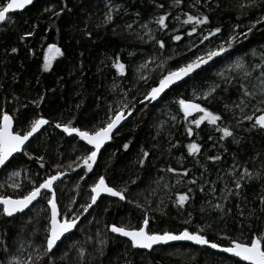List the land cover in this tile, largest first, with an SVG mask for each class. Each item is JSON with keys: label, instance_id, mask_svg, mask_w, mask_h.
I'll use <instances>...</instances> for the list:
<instances>
[{"label": "trees", "instance_id": "16d2710c", "mask_svg": "<svg viewBox=\"0 0 264 264\" xmlns=\"http://www.w3.org/2000/svg\"><path fill=\"white\" fill-rule=\"evenodd\" d=\"M250 3L251 0H182L180 5H176L174 0H34L25 12L12 15L9 22L0 28V113L7 111L18 117L19 127H25V117L34 118L35 115H43L51 123L42 131L44 134L38 135L27 147L33 156H44L45 167L40 168L36 160L20 154L0 172V194L15 197L27 192L33 181H40L46 173L54 172L56 164L68 171L67 165L83 153V142L57 130L54 127L56 122H66L75 117L77 126L91 127L106 119L109 105L117 107L124 92H128L129 100L133 97L142 99L149 84H154L164 71L155 64L147 65L144 75L150 79L145 84L137 74L142 60L152 59L153 55L165 64V68L174 67L197 51L195 48L188 50L193 41L202 52L226 40L237 24L240 25L238 31H246L252 22L264 16V0H256L251 7H240ZM160 4L164 7H158ZM65 5L67 8L55 16L54 12ZM110 8L113 20L108 22L105 17ZM185 14L207 15L209 23L201 26L196 36L190 38L186 31L191 26L181 24L186 19ZM160 15H167V29H160L154 22L151 36L140 30L142 25L150 24ZM128 24L132 25L131 29ZM215 27H221L222 32L199 44L200 32L207 34ZM27 32L34 34L25 37ZM173 35H181L182 39L174 41ZM158 40L165 42L164 49L159 48ZM53 43L64 55L58 56L51 68L45 71L43 53ZM12 48L17 51L13 53ZM254 49L264 51V27L257 26L247 40L237 44L229 54L206 67L194 79L169 91L161 102L147 107L138 105V110L103 150L94 172L87 174L85 180H79L84 175L81 169L63 178L57 191L61 209L71 202L73 210L78 211L81 204L89 203L90 185L99 175H105L111 186L127 185L129 199L138 202L140 207L114 197L103 198L81 217L78 229L54 250L55 264H79L77 249L81 246L87 250L86 264H240L237 259L189 244L141 251L133 248L129 241L107 231L105 226L117 223L137 227L142 225L144 218H148L152 232L178 233L185 227L190 231L204 227L211 239H218L223 233L239 236L241 222L245 228L252 224L254 230H264V213L261 212L264 206L258 199L264 179L242 181L245 185L242 195L228 196L225 200L226 184L236 191L233 177L229 174L234 159L252 171L264 172L261 167L264 130L252 129L250 122L237 124L236 114L240 113V108L236 105L244 98L237 82L222 83L210 100L198 102L222 115L223 123L234 130L239 143L232 138L219 141L221 134L207 124L196 130L193 126L196 133L193 137H188L185 132L186 121L181 124L167 122L158 128L165 119L161 110L163 105L179 111L176 99L190 98L193 86L207 90L219 84L214 75L217 66L229 56L246 55ZM116 57L126 66L124 76L112 66ZM39 97H43V102L36 107L32 101ZM252 106L253 102L244 109L249 112ZM209 135L212 140L208 139ZM193 139L202 144L201 153L195 158L188 155L186 148ZM125 143L129 144L127 150L123 147ZM173 144L177 146L172 147ZM143 151H147L149 156L140 166L138 160ZM212 155L222 158L216 162L206 159ZM168 168L176 171L168 172ZM185 170H188L187 176L183 175ZM10 171L23 173L21 189L15 192L4 182ZM193 179L196 184L190 183ZM133 180L136 183H131ZM213 187L215 192L211 191ZM184 194L190 199L180 207L178 197ZM218 203L231 208V214L221 219L223 214L212 208ZM237 204L243 208L244 217L238 215ZM250 210L254 215H249ZM47 215L46 202L43 201L15 218L0 214V240L11 246L6 255L0 256V261L7 264L18 255L15 252L19 237L24 241L35 240L34 247L42 244ZM187 220L191 223H185ZM208 224L212 227L207 228ZM100 240H106V245L100 244ZM75 241L76 247L70 248ZM219 242L227 244L226 240ZM65 252L67 257L61 259Z\"/></svg>", "mask_w": 264, "mask_h": 264}, {"label": "snow or ice", "instance_id": "6c2138e0", "mask_svg": "<svg viewBox=\"0 0 264 264\" xmlns=\"http://www.w3.org/2000/svg\"><path fill=\"white\" fill-rule=\"evenodd\" d=\"M34 0H0V24H7L11 19L10 14L17 13L18 11L25 10L28 6L33 5ZM176 5H180L182 0H174ZM256 0H251L250 4H241V8L254 6ZM158 7L163 8L164 5L160 4ZM64 8L60 11L54 12L55 16H59ZM46 11H51V9H45ZM112 9H109V14H106V21L111 22L113 16L111 15ZM139 16V13L136 14ZM186 19H184L182 25H190V29L186 31L188 37H194L201 29V26L207 25L209 23V17L207 15H189L185 14ZM167 15H160L155 19V23L160 29H167L168 25L166 23ZM179 19V17H177ZM257 26L264 27V16L256 19L254 22L247 27L246 31H238L240 25L237 24L233 27L232 32L229 33L226 40L214 47H207L202 52L199 49V45L193 41L188 50L192 51L195 48L197 51L193 53V56L186 59L183 63L177 64L174 67L165 68V64L161 63L158 65L162 71L161 75L157 78L154 84H149L148 90L143 94L142 99H137L133 97L131 100L127 99L128 92L123 93V99L119 101L118 106L113 108L111 105L108 107V112L106 113V119H104L99 124H95L91 127L86 125L77 126L75 122V117L69 119L66 122H56L54 127L61 130L63 134L69 137L78 138L79 141L83 142V153L67 165L68 171H65L60 164L55 165V171L52 173H46L44 178L40 181H33L30 190L27 192H22L15 197L7 194H0V214L5 217H14L18 213H24L26 209L30 206H34V202H46V210L48 215L46 216L47 225L45 227V238L42 244L35 246L33 253H29L26 258L21 260L19 257H12L7 261V264H55V251L58 249L59 243L63 239H67L68 235L77 230L80 223L81 217L88 213L93 206L97 205L98 200L102 195H107L108 197L118 198L119 201H126L128 203H136L137 207H140L139 203L129 199V189L127 185L124 187L111 186L110 182L106 179L105 175H99L90 185L89 203L81 204V212L76 213L72 208H68L67 211L61 209L58 201L57 191L59 189V184L63 183V178L69 176L70 172H74L76 169H81L84 175L79 177V180H85L87 174L94 172V166L98 162L99 154L104 148L105 144L113 139L114 134L117 133L118 128L123 122L127 121L133 114L138 110L137 106H145L154 103L161 102L165 95L169 91H173L181 86V83H186L187 80L194 79L196 75L205 70L206 66H211L215 63L218 58H223L226 53H229L237 44L242 43L247 40L249 34L253 32ZM127 27L131 29L132 25L128 24ZM142 27L147 28L148 25L144 24ZM222 32L221 27H215L214 29H209L207 34H203L201 31L199 34V44H204L205 41H209L210 38L216 37ZM34 33L27 32L25 37H30ZM90 35V33H89ZM24 37H22L23 39ZM154 39V37H152ZM142 39V37H141ZM172 39L174 41H180L182 39L181 35H173ZM156 43L159 45L160 49H164L166 44L163 40H158ZM16 48H12V52L15 53ZM64 53L56 44H49L47 49L43 53V69L45 71L51 68L53 60L57 56H62ZM253 56L256 52L253 51ZM259 63L254 67L259 68V76L257 79L260 81L259 92L251 91L244 83H239V92L242 97L247 98L241 99L240 103L236 105L240 108L243 113L244 107L248 106V102L251 100H257V96L260 98L257 103L253 105V112L251 114L243 115L242 120H238L237 124H241L243 121H248L251 123L252 129L264 130V52L259 54ZM167 59H172L168 57ZM146 62L141 65V68L147 67ZM117 73L121 76L125 75L126 66L124 63L120 62V58L116 57L115 62L112 65ZM246 64L244 59H238L233 64L228 65L224 71L217 73L226 83H231L232 80L236 79L235 76L228 78L225 76V72H234L236 70L244 71ZM139 71V69H138ZM252 75L249 71H244L245 77H250ZM150 77L141 74L139 80L144 81L148 84ZM219 88V84H214L206 92H201L196 95L194 92L193 98L180 97L175 100L178 105V109L183 113V118L187 122L188 126L185 127V132L188 137H193L196 135L195 129H200L202 125H210L216 132L221 135L219 141H224L228 138L236 143L237 140L234 130L227 124L223 123L222 115L215 113L208 107L204 106L198 101H208L212 97L216 89ZM132 91V89H129ZM43 102V97H39L37 100L32 101L36 107H39ZM26 107V106H25ZM79 107V106H77ZM227 109L228 106L226 105ZM259 113V114H257ZM191 118V119H189ZM172 120H176V116H171ZM18 117L10 115L7 111L0 113V169H6L10 164H12L15 159L16 154H22L29 158V160H36L39 163L40 168L45 167L44 156H33L27 147L31 142V139L41 131L46 125H50L51 121L45 118L43 115L28 116L24 118L25 127H19L17 125ZM209 140L213 137L209 135ZM178 144V142H177ZM177 144H173L172 147H176ZM90 146V147H89ZM215 146V145H214ZM124 149L129 148V144L125 143L123 145ZM187 153L189 156L197 157L202 150V144L198 143L195 139L186 145ZM226 150V149H225ZM149 153L143 151L142 157L138 160L140 166H143L145 160L148 158ZM220 155L207 156L206 159L216 162L221 160ZM243 168V170L234 177L233 183L236 191L229 189L227 184L225 188L227 189V200L228 196L242 195V190L244 188V183L242 181H250L256 178L264 179V172L256 173L255 175L249 171L247 167L242 166L238 161L234 159L232 165V171L236 172L238 168ZM261 167L264 169V160H261ZM168 172H175L173 168H168ZM19 171H13L10 175L12 177H19ZM188 170H185L183 175L187 176ZM131 183H136V181H131ZM190 183L196 184L195 179L191 180ZM2 187V185H0ZM9 187L13 191L21 189V184L13 181ZM79 187V184H77ZM192 189H189L191 192ZM200 191L203 192L204 188L201 187ZM215 192V188L211 189ZM190 199L189 195L184 194L178 197V206L183 207L185 203ZM246 199V198H245ZM259 202L264 206V187L261 189V194L258 197ZM72 203L75 204L76 201L73 199ZM238 215L244 217L245 213L243 208L239 204L236 205ZM213 210H219L223 214V217L231 214L232 209L225 207L223 204L212 205ZM107 210V209H105ZM261 212L264 213V207L261 208ZM249 215H254V212L250 210ZM191 216V214H189ZM149 219L144 218L142 225L137 227H132L130 225H124L117 223H112L106 225L107 231L117 234L120 237L127 238L133 248L152 250L156 245H165L173 241H188L195 245L204 246L212 250H218L219 252L229 254L231 257L238 258L240 264H264V230L256 229L254 230L252 224H248L247 227L241 222L240 235L233 237L227 233H223L218 236V239H211L207 230L204 227L197 228L190 231L187 227L178 233L172 231L152 232L149 230ZM185 223H191V220L185 221ZM212 225L208 224L207 228H211ZM99 234V233H98ZM89 240L92 237L88 238ZM226 240L227 244L223 245L219 241ZM20 247L18 251L23 252L27 247H32V241L20 240ZM100 244L106 245V240H100ZM10 245L0 240V256L6 255L10 251ZM76 247V242L70 245V248ZM102 254V249H100ZM67 252L63 254L61 259L66 258ZM77 256L79 258V264H86L85 257L87 256V250L83 246L77 249ZM0 264H4L0 261Z\"/></svg>", "mask_w": 264, "mask_h": 264}, {"label": "rangeland", "instance_id": "374dc122", "mask_svg": "<svg viewBox=\"0 0 264 264\" xmlns=\"http://www.w3.org/2000/svg\"><path fill=\"white\" fill-rule=\"evenodd\" d=\"M155 21H153V22H151L150 24H148V27L147 28H144V27H142L140 30H142V32L144 31V33L145 34H147V35H149V36H151V33H152V31H153V24H155L154 23ZM253 51H255L256 52V55L255 56H253L252 55V53H253ZM261 52H264V51H261V50H258V49H254V50H252V51H250V53L249 54H246V55H235V56H232V57H227V59L225 60V61H223V62H221L218 66H217V68L214 70V75L216 76V78L218 79V82H219V85H221L222 83H225L226 84V82H225V80L224 79H222L220 76H218L217 75V73L218 72H220V71H224L225 70V68L228 66V65H230V64H233V62H235L236 60H238V59H241V58H243L244 59V62H245V64H246V68L244 69V71H249V72H251L252 73V75L250 76V77H245L244 76V71H241V70H236V71H234V72H231V73H229V72H225V76L226 77H228V78H231L232 76H235L236 77V79H234V80H232V82L231 83H244L251 91H253V92H256V93H258L259 92V88H260V81L257 79V77L259 76V72H260V69L259 68H256V67H254L256 64H258L259 63V60H260V57H259V54L261 53ZM229 54V53H228ZM227 55V54H226ZM225 55V56H226ZM58 57V56H57ZM56 57V58H57ZM54 61V60H53ZM146 62H148L147 63V65H150V64H155V65H160L161 64V61H159V58H157V57H155V56H153L152 55V59H148L147 61H141L140 63H139V65H138V68H137V74H138V76H140L141 74H143L144 75V68H141V65H144ZM138 69H139V71H138ZM227 84H230V83H227ZM208 90V89H207ZM207 90H204V89H201V88H199V87H197V86H193L192 87V90H191V97L190 98H193V95H194V92H195V94L196 95H199L201 92H206ZM260 97L259 96H257V100L259 99ZM243 99H246L247 100V98H243ZM257 100H251V101H249L248 102V104L249 103H251V102H253V105H255L256 103H257ZM168 105H163L162 106V108H161V110H163L164 111V116H165V119H164V122L162 123V124H158V128H160V126H161V128H162V125H165V123H167V122H172L173 124H181L182 122H185V120H184V118H183V113L181 114V112L180 111H175V110H172V109H170L169 107H167ZM253 110H254V108H253V106L251 107V110L248 112L246 109H244V111H243V113L240 111V113L239 112H237V114H236V119H237V121L238 120H242L243 119V115H246V114H251L252 112H253ZM176 116V120H172L171 119V116ZM189 119H191V118H189ZM246 122H248V121H243L241 124H245ZM195 128V127H194ZM212 129H213V127H211ZM211 129V130H212ZM196 130V129H195ZM42 134H44V132H42ZM243 170V168H238L237 170H236V172H233L232 171V169H231V171L229 172V174H230V176H232L233 177V179H234V177L236 176V175H238L241 171ZM249 171L250 172H252L254 175L256 174V173H259V172H257V171H252V170H250L249 169ZM13 171H10V172H8L6 175H5V179H4V182H5V185L6 186H8L9 187V185L13 182V181H15V182H17V183H21V180H22V176H23V173H22V171H19L21 174H20V176L19 177H12L11 179H10V175H11V173H12ZM11 188V187H10ZM230 189V188H229ZM225 191H227V189L225 188L224 189ZM72 204H71V202L67 205H65V206H63V208H62V210H64V211H67V209L70 207V208H72V209H74L73 208V206H71ZM82 210V209H81ZM81 210H78V211H76V210H73L74 212H76V213H79V212H81ZM88 213H85L84 215H87ZM83 215V216H84ZM20 240H22L21 239V237H19L18 238V240H17V244H16V254H18L17 256H15V257H19L21 260H23L24 258H26V256L29 254V253H33L34 254V252H33V249L35 248L34 247V243H35V240H31L32 241V247H27L26 246V248H25V250L23 251V252H20V251H18V249H19V247H20ZM76 242V245H77V241H75Z\"/></svg>", "mask_w": 264, "mask_h": 264}, {"label": "water", "instance_id": "95a60500", "mask_svg": "<svg viewBox=\"0 0 264 264\" xmlns=\"http://www.w3.org/2000/svg\"><path fill=\"white\" fill-rule=\"evenodd\" d=\"M29 7H31V6H28L26 9H28ZM25 9V10H26ZM25 10H21V11H18L17 13H14V14H10L11 16L12 15H15V14H22L23 12H25ZM5 24H0V28L1 27H3ZM227 54V53H226ZM225 54V55H226ZM218 59H220V58H218ZM217 59V60H218ZM206 67H208V66H206ZM205 67V68H206ZM182 84V83H181ZM155 104H157V103H154V104H151V105H155ZM131 118V117H130ZM130 118L127 120V121H125V122H123L122 123V125L118 128V131L123 127V125L126 123V122H128L129 120H130ZM49 125H46L44 128H42L41 129V131L39 132V133H37L32 139H31V142L32 141H34V139L38 136V135H40L41 133H42V131L45 129V128H47ZM57 130H59V129H57ZM60 132H61V130H59ZM117 131V132H118ZM117 134V133H116ZM116 134H114V136L116 135ZM66 135V134H65ZM67 136V135H66ZM113 136V137H114ZM30 142V143H31ZM111 142H112V140L111 141H109V142H107L106 144H105V146H104V148L101 150V153L103 152V150L108 146V145H110L111 144ZM29 143V144H30ZM90 147V146H89ZM100 153V154H101ZM100 154H99V156H100ZM20 154H16V156H15V158L17 157V156H19ZM3 169H0V172L2 171ZM107 198L108 196L105 194V195H102V197L100 198V200H98V203L103 199V198ZM108 198H113V197H108ZM39 202H34V206H30V208L29 209H26L25 211H24V213H18V214H16L14 217H8V218H15V217H17L18 215H23V214H26L29 210H31L32 208H34L37 204H38ZM75 232V230L73 231V233ZM73 233H71V234H69L68 235V237L69 236H71ZM116 236H118V237H120L119 235H117V234H115ZM120 238H122V239H124V240H127V241H129L127 238H125V237H120ZM64 240L65 239H63V241L62 242H64ZM61 242V243H62ZM130 242V241H129ZM61 243H59V245L61 244ZM179 244H189V245H193V246H195V247H199V248H207V247H204V246H199V245H195V244H193L192 242H188V241H173V242H170V243H168V244H165V245H156V246H154L153 247V249L154 248H158V247H168V246H172V245H179ZM136 249H138V250H141V251H151V250H147V249H139V248H136ZM152 249V250H153ZM209 249V248H208ZM212 250V249H211ZM214 252H216V253H219V254H222V255H226V256H228V257H230V258H234V257H231L229 254H226V253H222V252H219L218 250H213ZM234 259H237L238 260V258H234Z\"/></svg>", "mask_w": 264, "mask_h": 264}]
</instances>
